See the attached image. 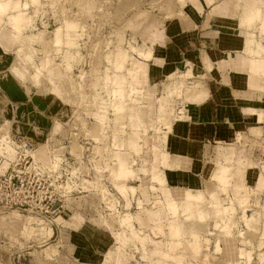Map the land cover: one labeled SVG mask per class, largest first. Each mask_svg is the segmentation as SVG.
I'll return each instance as SVG.
<instances>
[{"label":"crops","instance_id":"obj_1","mask_svg":"<svg viewBox=\"0 0 264 264\" xmlns=\"http://www.w3.org/2000/svg\"><path fill=\"white\" fill-rule=\"evenodd\" d=\"M13 1L19 0H0V4L8 7L0 13V168L4 170L10 164L19 148L27 147L31 150V168L38 175L78 173L80 190L85 195L75 193V189L67 192L69 184H61L59 192L72 197L58 205L57 219L63 224L55 231L64 240L40 251L28 252L30 246H0V264H104L114 238L108 229L98 225L99 218L85 199L92 198L90 204L96 205V209L103 204L111 212L103 218L121 215L125 204L123 182L110 177L119 164L112 158H96L97 153L105 154L102 152L105 148L97 142L99 138L103 140V135L90 138L89 134L87 140L93 144L92 151L85 152L79 145L83 137L79 132L81 121L77 120L73 107L53 93H38L31 81L39 68L33 69L31 65L23 68L38 53L45 58L50 41L55 44V38L46 40L32 35L30 40L25 38L29 28L37 23L40 27L61 23L62 17L57 12L51 13L53 0H39L41 9L50 11V16L41 21L42 11L34 22L29 8L19 1L20 14L25 17L18 24L13 17L20 15H14L18 11L9 4ZM79 1L82 0L74 3ZM85 1L90 10L94 9L90 0ZM233 3L234 0L217 3L186 0L181 8L173 6L169 9L170 16H164L158 25H151V34L145 42L150 46L136 53L145 72H135V76L141 77V86L131 90L144 93L146 88L162 86L168 80L173 81L172 87L188 80L195 84L194 90L184 93L182 99L180 94L167 91L166 96L174 102V118L155 135L153 143L149 144L148 138L141 135L136 141L138 154L144 157V153L150 152L152 156L149 184L144 180L127 188L143 191L147 185V190L155 195V204L162 202L161 198L165 201L166 193L160 191L165 188L177 203L189 192L201 196L200 207L207 202L217 205L222 200L218 198L220 183L231 172L238 173L242 184L250 190L256 191L264 182V9L255 7L245 12ZM19 42L21 45L16 44ZM148 53L149 58L140 56ZM27 69L26 79L30 82L21 77ZM32 70L35 71L30 74ZM182 75L186 76L183 80ZM155 102L159 107L155 103L153 107L160 108L159 101ZM156 119L160 117L150 116L142 122L152 124ZM81 169L86 171L87 178L81 177ZM142 169L136 171L138 178ZM97 170H103L104 177L96 178ZM217 170L225 172L221 182L212 180ZM46 231L51 235L55 232L53 228ZM54 250V255L47 259L48 252ZM239 250L244 252L238 256V264H264V247L246 246ZM66 256L69 263L64 262Z\"/></svg>","mask_w":264,"mask_h":264},{"label":"rangeland","instance_id":"obj_2","mask_svg":"<svg viewBox=\"0 0 264 264\" xmlns=\"http://www.w3.org/2000/svg\"><path fill=\"white\" fill-rule=\"evenodd\" d=\"M19 1L24 4V8H29L28 12L33 17V22L36 18L39 19L43 11L39 0H31V3L26 0ZM19 1L9 2L13 5L12 10L18 11L14 15H20L13 17V22L17 24L23 23L25 17L24 14H20L22 11ZM90 1L94 7L91 10L85 0L79 1L78 4L74 3L75 0H53V2L50 0L51 13L57 12L62 17L61 23L42 27L37 23L36 26L29 28L25 38L30 40L31 35L42 36L46 40L55 38V44L52 45L51 41L47 44L45 50L48 54L45 58L42 59L43 55L38 53L35 59L30 60V64L27 61L23 66L21 58L19 62H22L21 66L24 69L30 65L33 69L39 68L31 81L38 93H53L69 107H73L75 114L78 115L77 120L81 121L79 132L83 133V137H80L79 145L85 152L92 151L93 144L87 140L89 134H91L90 138L92 136L99 138L103 135L105 136L103 140L99 141V138L97 142L98 144L101 142V147L105 148L102 152L105 154L97 153L96 158H112L114 162L123 165H118L110 176L113 180L123 182L121 192L125 204H123V212L120 211L121 215L103 218L111 212L107 208L104 209L103 204L96 209V205L90 204L92 198L85 199L86 205L97 214L98 225L108 229L114 238V245L105 256L104 264H234V261L238 264V256H243L244 252L240 251V248L264 247L262 191L264 182L256 191L250 190L242 184L238 173L231 172L218 188L221 196L218 198L222 199L221 202L217 205L207 202L204 207H200L201 196L189 192L177 203L172 193L163 188L160 191L166 193L165 201L161 198L162 202L155 204V195L147 190V185L143 191L127 188L144 180L145 184H149L147 179L150 177L149 167L152 156L150 152L144 153V157L141 153L138 154L136 141L141 135L148 138L149 144L153 143L155 135L160 134L167 123L174 118V102L166 96L167 91L180 94L179 97L182 99L184 93L188 94L187 92L194 90L195 84L192 80L184 84L176 83L174 87L171 84L173 81L168 80L162 86L146 88L147 91L144 93L131 90L132 87L141 86V77L135 76V72L143 73L145 67L140 65L141 60L137 58L136 53L150 46L145 42L151 34V25L160 24L164 16H170V8L173 6L181 8L186 0ZM214 1L217 3L219 0ZM233 4L240 10H246L245 12L255 7L264 9V0H234ZM6 8H8L6 4H0V13ZM49 14L50 11H43L41 21L47 19ZM67 22L76 25L66 26ZM20 42L16 44L21 45ZM35 47L42 51L39 45ZM140 56L146 59L149 58V53ZM44 60L51 62L46 64ZM22 71L23 69L20 72ZM34 71L32 70L30 74ZM27 73L28 69L22 73L23 80H29L26 79ZM182 77V80L186 78L184 75ZM155 98L159 100H154ZM155 101H159L160 108L153 107V103L159 107ZM150 116H158L160 119H156L152 124L142 122ZM114 147L118 150L116 148L114 150ZM114 152L118 153L114 154ZM21 153L23 152L19 148L7 167L12 168L11 164L17 161ZM83 157L86 159V156ZM1 163L0 161V166ZM31 165L29 160L26 165L27 174L21 175L24 183L28 180V183L38 184L36 179L41 182L45 179L47 184H51L55 180L49 191L61 200L66 198L70 200L72 197H67L68 195L62 191L59 192L60 182L70 185L66 187L67 192L74 189L77 194V191L81 192L78 173L70 172V175L63 172L60 175L56 173L42 176L38 175ZM140 167L143 169L138 172V178L136 171ZM6 168L4 170L0 168V173H5ZM10 168L6 173L10 172ZM21 168L23 169V164ZM81 170V177L87 178L86 171ZM103 173V170H97L95 177L99 178L101 175L104 177ZM224 175L223 170H217L212 180L221 182ZM72 178L76 180L73 184ZM82 193L80 195H85ZM49 204L53 209H57L54 213L41 214L39 210L27 204L1 206L0 246L19 248L30 246L28 250L25 249L29 252L31 249L40 251L51 248L59 240L61 243L64 236L61 238V235L56 233L57 230L55 231L63 224L61 219H57L60 209L55 202L49 201ZM43 217L48 220H43ZM49 228L54 229L53 235ZM47 229L49 233H46ZM120 232L122 233L119 234ZM48 253L47 259H50L55 250ZM64 262L69 263L67 256Z\"/></svg>","mask_w":264,"mask_h":264},{"label":"built area","instance_id":"obj_3","mask_svg":"<svg viewBox=\"0 0 264 264\" xmlns=\"http://www.w3.org/2000/svg\"><path fill=\"white\" fill-rule=\"evenodd\" d=\"M21 150L23 153L19 154L17 161L11 164L12 168L9 167L10 172L0 173V207L23 206L27 204L39 210L41 214L54 213L57 209H53L49 201L51 203L55 202L56 205L61 204V199L58 196L55 197L52 191H49L55 180L51 184H47L45 179H42L43 182L36 179L38 184L36 182L34 184L33 182L28 183V180L24 183V178L21 175L27 174L26 165L29 160L32 163V157L29 148L22 147ZM22 164L23 169L21 168ZM60 184L62 183L60 182ZM48 192L49 195L47 196ZM58 209H60L59 206Z\"/></svg>","mask_w":264,"mask_h":264}]
</instances>
